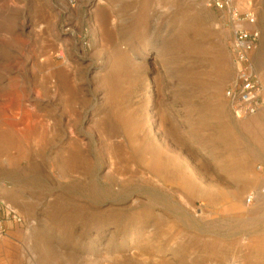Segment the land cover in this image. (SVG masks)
I'll return each mask as SVG.
<instances>
[{"label":"rangeland","instance_id":"obj_1","mask_svg":"<svg viewBox=\"0 0 264 264\" xmlns=\"http://www.w3.org/2000/svg\"><path fill=\"white\" fill-rule=\"evenodd\" d=\"M144 1L0 0V200L25 221L11 224L0 241V264H264V249L250 245L264 239V150L239 135L238 142L256 155H244L245 164L237 162L240 172L230 176L214 157L226 147L210 142L217 137L210 126L230 110L229 18L207 0H147L143 26ZM234 6L256 14L260 45L252 58L264 86V0H234ZM194 26L202 36L192 46ZM184 30L192 38L187 51L179 43ZM115 53L125 56L145 86L132 91L124 81L123 106L144 100L148 131L202 188L184 192L141 179L140 133L130 140L110 118L100 131ZM170 67L184 75L201 68L203 88L184 86L181 74L173 80ZM53 69L58 75L49 80ZM203 115L208 131L202 145L191 126L199 128ZM257 115L264 117V111ZM13 132L27 134L23 153L4 146L14 140ZM240 176L260 180L251 190L254 201L244 203L250 229L236 227V215H202L214 213L208 199L246 197L250 190L244 191ZM174 222L185 224L169 244L160 243Z\"/></svg>","mask_w":264,"mask_h":264},{"label":"bare ground","instance_id":"obj_2","mask_svg":"<svg viewBox=\"0 0 264 264\" xmlns=\"http://www.w3.org/2000/svg\"><path fill=\"white\" fill-rule=\"evenodd\" d=\"M149 5V1H144V3L141 5V21H143V26H144V21L146 20L147 17V8ZM138 19H139V14H138ZM192 28H198L197 26H194ZM186 30V29H185ZM182 31L179 34V43L182 44V50L187 51V47L189 46L190 41L192 40L189 39L187 36L186 31ZM194 32V31H193ZM202 36V32L198 28L196 32H194L193 35V40L191 41V45L193 46V43L195 41V38L197 36ZM200 45V44H199ZM196 47H197V42H196ZM205 46L200 45V49L202 52H205ZM208 51H210V47L207 48ZM181 51V52H183ZM122 56H118V54L115 53V58L114 61L116 63V68L112 77L111 84L109 86V90L107 92V104H108V113L106 114V117L103 118L98 122V127L101 132H104L106 130V124L109 123L108 118H110V121L113 120L115 124L119 127V131H124L125 135L130 139V140H136L138 134L140 133V178L145 180V181H157L161 182L165 186H169L171 188H176L180 187L184 190H186L187 187L191 188L194 186L199 185L200 188L204 186L205 184L203 182H198L197 184H194L191 182L190 179H193V176L190 175L191 173L188 171V169L184 170L180 165L182 164L179 160L177 161L176 158L171 156L169 154V149L167 144L160 143L158 139L153 136L149 131L148 127L146 125V116H145V108L146 104L144 100L140 101V106L134 107L133 105L126 104L123 106V98H120V91L122 88V84L124 81H128L130 83L132 91H136L137 89L144 90L145 86L142 81V79L138 77L136 74V71L134 69L130 68V64L126 62V58L123 54H120ZM118 56V58H116ZM170 77L174 80L177 79L178 76L181 73H178L175 69L170 67ZM58 75L56 69H53L52 71L48 72V79L51 80L55 78ZM60 75H64L62 80L68 84L71 85V79L68 75V73L63 72ZM180 76L185 77L184 81V86L185 85H193V86H199L201 89L203 88V82H202V77L203 73L201 71V68H198L197 71H192V72H187L186 75L181 74ZM191 77V79H190ZM190 80V81H189ZM179 81V80H178ZM157 87L161 88V85H159V81H155ZM156 85L154 84L152 88H156ZM153 92V90H151ZM182 94V93H180ZM179 95V94H178ZM187 98V97H186ZM185 98V99H186ZM0 99H3L0 96ZM225 110V108H223ZM223 110V111H224ZM1 114V112H0ZM229 114L231 115L232 112L229 110L224 111L220 113L218 116V120L216 122V127L214 128L211 127V130H215L217 133V137L212 139L210 142L212 144H217L216 149H220V146L224 144V149L222 151H218L214 153L215 159L218 161L219 167L223 170L228 175H235L240 172L239 169V164L237 163L238 161H242L245 164L246 160L243 158L244 155L248 156L251 155L252 158H255L256 154H251L246 151V146L248 145L245 142H238V137L239 135H246L249 139L250 142L253 144V146H257L258 148L264 150V127L263 130L261 131V136L259 139V142L257 141L254 143L253 135L248 134L245 131H242L244 125H240V128H237L236 123H234ZM233 115V114H232ZM112 117V118H111ZM234 117V115H233ZM253 117V116H250ZM249 118V117H246ZM239 119L238 121L244 120ZM202 124L200 125L199 128L191 126V133L193 136H195L197 142L200 144H204V141L206 142V139L204 137L205 132L208 131V126L205 125L206 122V116L203 115L201 117ZM207 125H212L211 123H207ZM13 126V125H12ZM117 129V128H116ZM233 129H236L233 131ZM220 134V135H219ZM24 135V132L22 133H11V136L14 138V140H10L8 143H4V146L7 148L9 147H17L22 153L25 151V142L26 138ZM0 136V140H2ZM7 139V138H6ZM208 141V140H207ZM208 143V142H207ZM2 146L0 145V148ZM237 153H242L243 156H238L237 158ZM238 159V160H237ZM226 167V168H225ZM258 170H261V166L257 167ZM243 180L244 183V191H249V193H246V197L243 198V194L241 196H238L236 198H211L208 199V205H211L214 207L215 210L213 212H203L202 215L209 214V216H214V215H236V217L240 220V222L236 223V227H247V229H250L252 226V223L244 221L245 219L249 218V213H247L246 208H245V202L248 204V200L252 199L250 202L254 200V194L252 189H256L259 185L260 180L252 179L249 180L245 176H240ZM176 186V187H175ZM214 185L212 183H209L206 187L212 188ZM175 194L180 197L179 199H182L183 195L180 193ZM245 194V193H244ZM186 204L191 206V203L189 201L183 200ZM203 204H206L204 201ZM249 202V203H250ZM205 206V205H202ZM238 220V221H239ZM242 221V222H241ZM185 223H180V222H174L168 226L162 231L161 233V238L159 239V242L169 244L170 239L169 236L171 237L172 234H175L176 230H181V227ZM182 225V226H181ZM172 239V238H171ZM252 247L255 248H263L264 249V239H255L250 242ZM142 251H145L146 253H151L149 249V245L143 244L141 245Z\"/></svg>","mask_w":264,"mask_h":264},{"label":"built area","instance_id":"obj_3","mask_svg":"<svg viewBox=\"0 0 264 264\" xmlns=\"http://www.w3.org/2000/svg\"><path fill=\"white\" fill-rule=\"evenodd\" d=\"M207 4L226 15L232 27L233 40L230 51L234 77L225 91L227 105L237 119L255 116L264 111V86L254 68L252 58L260 45L256 14L252 11L238 12L234 0H207ZM24 222L17 211L6 201L0 200V241L8 237L11 224L24 226Z\"/></svg>","mask_w":264,"mask_h":264},{"label":"crops","instance_id":"obj_4","mask_svg":"<svg viewBox=\"0 0 264 264\" xmlns=\"http://www.w3.org/2000/svg\"><path fill=\"white\" fill-rule=\"evenodd\" d=\"M239 125H244L245 128L242 129V131L247 132L248 134L253 135V141L256 143L259 142L261 131L264 127V117L260 115H255L253 117H249L247 119H244L243 121H238ZM245 135V134H244ZM256 148V146H255ZM255 149H253L252 153H254ZM246 151H248V148L246 147Z\"/></svg>","mask_w":264,"mask_h":264}]
</instances>
